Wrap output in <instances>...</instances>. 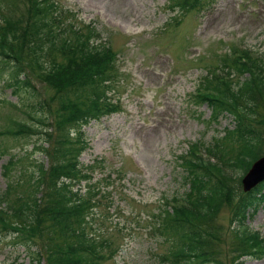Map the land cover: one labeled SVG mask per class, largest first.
<instances>
[{
  "label": "rangeland",
  "instance_id": "374dc122",
  "mask_svg": "<svg viewBox=\"0 0 264 264\" xmlns=\"http://www.w3.org/2000/svg\"><path fill=\"white\" fill-rule=\"evenodd\" d=\"M56 1L73 11L74 18L65 17L69 26L84 32L85 24L92 23L99 32L93 41L106 42L116 52L118 70L105 96L114 103V112L82 127L90 145L80 160L90 177L73 187L84 198L98 195L93 199L97 204L88 209L86 230L101 244L100 264H169L164 257L177 238L171 228L163 230L162 221L172 201L184 203L188 185L182 162L191 158L193 145H214L234 126L231 113L222 111L215 120L212 107L197 103L195 96L222 95L205 87L208 79L232 82L234 87L240 84L244 77L234 70L236 58L260 56L264 62V0H201V7L176 12L169 7L172 0ZM29 5L28 0L0 2L4 13L19 18L18 32L25 26ZM17 37L20 42L15 45L10 39L16 37L0 38L1 52L12 56L0 55V197L6 195L9 203L26 199L33 189L32 174L38 175L41 165L50 166L47 148L58 132L62 107L58 91L44 76L45 69L53 71L51 61L63 60L60 49L52 45L50 55L42 58L31 45L19 53L23 37ZM15 56L22 61L19 77L30 79L35 89L16 88L12 82ZM255 71L264 75L260 67ZM256 92L248 119L264 134V92ZM81 100L87 101L84 96ZM237 101L244 106L242 99ZM83 102L81 109L86 110ZM10 129L27 132L13 134ZM223 152L225 158L235 154L227 146ZM263 155L264 146L259 157ZM7 163L11 169H5ZM229 171L236 184V202L243 192L244 171ZM39 196L42 208L46 207L45 187ZM235 202H225L216 215L201 223L207 228L205 249L214 258L211 263L264 264V256L245 254L239 248L240 225L232 219ZM246 223L264 236V201ZM26 227L34 235L29 246L22 237L15 239L11 228L0 226V264H31L32 252L45 251L61 228L45 218L29 221Z\"/></svg>",
  "mask_w": 264,
  "mask_h": 264
},
{
  "label": "trees",
  "instance_id": "16d2710c",
  "mask_svg": "<svg viewBox=\"0 0 264 264\" xmlns=\"http://www.w3.org/2000/svg\"><path fill=\"white\" fill-rule=\"evenodd\" d=\"M28 1L30 8L23 20L25 26L21 32H18L16 27L20 23L19 18L13 17L11 13H4L0 8V38L16 37L10 39V44L15 45L20 42L17 35H22L18 52L21 53L31 45L35 53H40L41 58L50 55L52 45L58 46L63 54V60L51 61L50 68L53 71L45 69L47 75L44 76L58 91V100L62 102V107L57 115L58 132L52 146L49 145L47 148L51 155L50 166L46 169L41 165L38 175L32 174L33 189L26 199L18 197L16 201L9 203L6 195L0 197V204L5 201L9 203V206L0 205V226L3 229L11 228L10 233L14 234V238L21 240L22 237L29 246L34 236L31 234V228L26 227L29 221H40L45 218L52 224H60L57 239H50L52 243L50 240L47 242L45 251L41 249L33 251L31 264H42V260L43 264H100L102 252L98 248L101 244H97L96 239L90 237L86 230L88 209L94 207V203L97 204V201H93L96 200L97 193H91L84 198L81 193L74 192L73 187L74 183L80 184L90 177L80 160L81 154L88 147L82 127L93 118H99L100 115L111 111L101 106V100L106 96L107 82L116 73L112 50L104 43L92 42V37L97 34L95 27L86 25L87 30L83 32L81 28H76L72 24L69 26L66 16H63V10H60L55 0ZM188 1L172 0L170 8L180 7L186 11L197 8L198 5L202 6L201 0H192L191 3ZM68 15L73 17V14ZM1 47L2 44L0 55L12 58L1 52ZM246 57L247 62L240 61V58L234 59V70L244 77L240 84L234 87L232 82L225 84L222 83L224 81L214 82L208 79L205 87L214 89L222 95L210 93L196 95L197 103H207L212 107L215 119H218L222 111L231 113L234 126L227 128L225 136L208 147L211 156L216 158L215 161L193 154L192 151L197 149L196 147L191 148L193 157L183 161L186 169L185 183L188 185L182 199L184 203H174L171 209L164 210L162 221L163 230L171 228L170 231L175 234L173 237L177 238L175 247L164 257L169 264H212L214 258L211 259L213 256L205 249L207 228L201 223L216 215L225 202L232 204L235 202L236 184L232 183L233 177L226 172L225 167L238 168L246 172L263 149L264 134L248 117L257 98L256 90L264 92V75H258L255 71L259 67L264 70V62L260 61V56ZM13 59L16 67L11 77L15 79L12 82L16 88L23 86L34 88L30 79L22 80L19 77L21 59L16 56ZM0 67L3 69L2 62ZM83 96L87 101L81 100ZM239 99H242L244 106L238 105ZM82 102L84 105L87 102L86 110L81 109ZM39 106L44 110L42 102H39ZM243 107L248 111H244ZM24 128L28 132L20 129L10 130L13 134L30 133L29 127ZM226 146L235 150L232 157L225 158L223 149ZM9 165L7 163L5 166L6 170L11 169ZM91 167L93 168V166L88 168ZM44 187L49 201L46 207L42 208V196L39 194ZM263 201L264 182L249 192H241L233 207L232 218L240 225L237 230L239 248L245 254L258 256L260 254L259 257L264 256V236L250 229L246 221L253 212L258 211ZM41 235L43 237L42 233Z\"/></svg>",
  "mask_w": 264,
  "mask_h": 264
},
{
  "label": "water",
  "instance_id": "95a60500",
  "mask_svg": "<svg viewBox=\"0 0 264 264\" xmlns=\"http://www.w3.org/2000/svg\"><path fill=\"white\" fill-rule=\"evenodd\" d=\"M264 180V156L256 160L243 178L245 191H250Z\"/></svg>",
  "mask_w": 264,
  "mask_h": 264
}]
</instances>
